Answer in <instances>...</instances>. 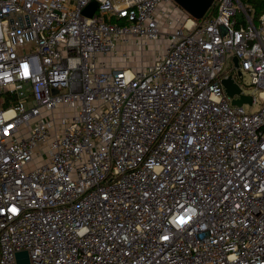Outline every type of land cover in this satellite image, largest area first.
I'll return each instance as SVG.
<instances>
[{"label":"built area","instance_id":"obj_1","mask_svg":"<svg viewBox=\"0 0 264 264\" xmlns=\"http://www.w3.org/2000/svg\"><path fill=\"white\" fill-rule=\"evenodd\" d=\"M209 10L0 0V264H264V13Z\"/></svg>","mask_w":264,"mask_h":264},{"label":"rangeland","instance_id":"obj_2","mask_svg":"<svg viewBox=\"0 0 264 264\" xmlns=\"http://www.w3.org/2000/svg\"><path fill=\"white\" fill-rule=\"evenodd\" d=\"M244 8L247 10L249 16L258 19L261 14L260 10L257 8L259 0H239ZM255 12V15H254ZM238 18H241V15L238 14ZM166 45L165 38L158 40L156 42H147L146 44L134 46L132 42L128 43L127 48L131 52V58L122 60L119 56V52L114 54V58L112 59V63L117 67H127L130 70H139L142 67H145L150 61L153 59L155 55L158 54L159 51ZM122 49V48H121ZM237 82L241 85V88L244 93L251 94L253 92V87L250 85V79L245 74L242 79H237ZM257 96V94H256ZM260 100H257V104L250 107L249 105H245L244 109L247 112H255L260 106ZM55 113L60 117L62 116V110L59 112L55 111ZM67 114H70L71 111L66 110ZM40 160L35 159L33 163L29 166H34L35 164H39Z\"/></svg>","mask_w":264,"mask_h":264},{"label":"water","instance_id":"obj_3","mask_svg":"<svg viewBox=\"0 0 264 264\" xmlns=\"http://www.w3.org/2000/svg\"><path fill=\"white\" fill-rule=\"evenodd\" d=\"M179 7L187 12L192 18L200 20L207 13L214 0H173ZM96 2H91L87 8L83 11V14L91 17L96 9ZM234 64H237V60L234 59ZM238 75H240L238 73ZM226 95L231 99V105L240 107L243 104L251 105L252 98L241 94L240 87L235 83L232 76H228L222 80ZM234 96H237L236 98ZM17 264H29L28 256L26 252H20L16 255Z\"/></svg>","mask_w":264,"mask_h":264},{"label":"trees","instance_id":"obj_4","mask_svg":"<svg viewBox=\"0 0 264 264\" xmlns=\"http://www.w3.org/2000/svg\"><path fill=\"white\" fill-rule=\"evenodd\" d=\"M257 8L261 11L260 12L261 14L264 13V0H259L258 5H257ZM211 12H212V9L209 10V12L207 13V15L211 14ZM254 15H255V12H254ZM251 19L253 20V22H256V20L254 18H251ZM240 23H242L241 20H240Z\"/></svg>","mask_w":264,"mask_h":264}]
</instances>
